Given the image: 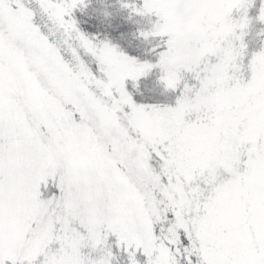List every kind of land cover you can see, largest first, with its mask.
Instances as JSON below:
<instances>
[{
    "label": "snow or ice",
    "instance_id": "6c2138e0",
    "mask_svg": "<svg viewBox=\"0 0 264 264\" xmlns=\"http://www.w3.org/2000/svg\"><path fill=\"white\" fill-rule=\"evenodd\" d=\"M0 264H264V0H0Z\"/></svg>",
    "mask_w": 264,
    "mask_h": 264
},
{
    "label": "rangeland",
    "instance_id": "374dc122",
    "mask_svg": "<svg viewBox=\"0 0 264 264\" xmlns=\"http://www.w3.org/2000/svg\"><path fill=\"white\" fill-rule=\"evenodd\" d=\"M254 35V34H253Z\"/></svg>",
    "mask_w": 264,
    "mask_h": 264
}]
</instances>
